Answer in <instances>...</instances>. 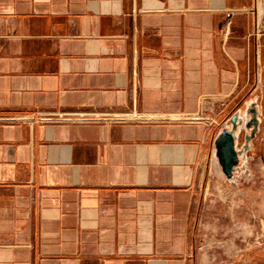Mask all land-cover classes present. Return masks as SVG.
Wrapping results in <instances>:
<instances>
[{
  "label": "crops",
  "instance_id": "1",
  "mask_svg": "<svg viewBox=\"0 0 264 264\" xmlns=\"http://www.w3.org/2000/svg\"><path fill=\"white\" fill-rule=\"evenodd\" d=\"M248 101L240 191L264 0H0V264H206L213 139Z\"/></svg>",
  "mask_w": 264,
  "mask_h": 264
},
{
  "label": "rangeland",
  "instance_id": "2",
  "mask_svg": "<svg viewBox=\"0 0 264 264\" xmlns=\"http://www.w3.org/2000/svg\"><path fill=\"white\" fill-rule=\"evenodd\" d=\"M243 134L244 129L238 136V147L244 141ZM216 166L218 181L224 187L218 189L217 196L211 197L213 201L205 204L200 214V248L210 255L206 264H264V179L259 182V189L258 182L251 183L249 179V188L240 191L242 180H247L245 166L238 165L234 183L227 180L218 163ZM227 185L231 194L225 191Z\"/></svg>",
  "mask_w": 264,
  "mask_h": 264
},
{
  "label": "water",
  "instance_id": "3",
  "mask_svg": "<svg viewBox=\"0 0 264 264\" xmlns=\"http://www.w3.org/2000/svg\"><path fill=\"white\" fill-rule=\"evenodd\" d=\"M246 108L235 110L223 123L213 139L214 159L228 181L234 183L235 172L241 163L245 166L246 152L258 132L259 118L254 102H246ZM244 129V141L238 147V136Z\"/></svg>",
  "mask_w": 264,
  "mask_h": 264
},
{
  "label": "built area",
  "instance_id": "4",
  "mask_svg": "<svg viewBox=\"0 0 264 264\" xmlns=\"http://www.w3.org/2000/svg\"><path fill=\"white\" fill-rule=\"evenodd\" d=\"M42 113H40L38 116L40 117ZM188 119H190L191 117L190 116H187ZM212 119V118H211ZM211 119L210 117H206L205 119H203L204 121H206L208 124L211 123ZM208 148H210V146L208 147V144H207V147L205 148V151H204V154L207 155L208 154Z\"/></svg>",
  "mask_w": 264,
  "mask_h": 264
}]
</instances>
